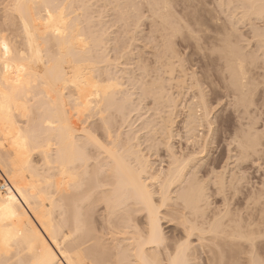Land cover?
Instances as JSON below:
<instances>
[{"label": "snow or ice", "instance_id": "snow-or-ice-1", "mask_svg": "<svg viewBox=\"0 0 264 264\" xmlns=\"http://www.w3.org/2000/svg\"><path fill=\"white\" fill-rule=\"evenodd\" d=\"M122 7L128 11L115 21L116 33L123 30L122 38L114 48L105 49L106 41L86 40L79 35L78 28L70 30L60 5L42 0H9L0 4L5 27L20 26L27 43V50L14 51L8 33L0 36L6 73L0 78V149L14 151L21 158L33 150L42 151L47 162L45 176L40 178L46 181L45 194L55 193L51 197L54 205L57 199L66 198L76 207L75 214L61 225L63 243L53 237L59 248L57 253L47 238L26 234L15 226L16 213L11 206L14 197L9 194V204L0 203V264H112L99 253L92 258L84 254L90 248L91 236L81 205L87 202L94 206L100 196L103 197L100 203L108 208L107 229L123 236L136 249V260L123 258L119 264H204L192 256L193 250L198 252L204 245L212 249L207 264H264V133L257 138L240 134L246 118L249 128L254 127V110L259 111V123L264 124V62L258 66L259 77L250 73L247 58L241 56L246 50L239 42L243 39L251 45L255 41L264 53V0L258 6H236L243 15L232 17V29L223 31L213 29L201 16L199 0L177 3L163 22V32L143 4ZM257 7L259 13L253 21L251 12ZM149 19L152 31L142 41ZM237 19L252 25L251 39L241 37ZM34 24L38 26L35 29ZM41 39L50 58L67 63L62 78L45 85L49 100L55 92L60 100L70 96L74 105L57 102L31 107L20 99V76L13 80L7 75L10 58L16 55L22 58V66L16 70L20 73L25 70V61L30 64L42 56ZM141 42L155 48L158 61L161 54L170 58L162 76L179 68L187 80L190 70L192 87L188 89L191 93L188 100L197 113V135L204 148L189 149L194 156L185 161L186 169L178 182L171 176L165 180L163 171L159 175L150 172L140 162L143 154L137 153L135 162L128 157L102 184L99 173L95 182L90 183L93 163L100 165L106 157L121 156L123 127L114 123L113 113L118 109L108 101L122 88V81L113 76L111 66L127 64L142 51L137 47ZM210 58L213 63L219 61V74L207 68L201 71ZM252 64L255 66L254 58ZM157 67L161 65L158 63ZM17 113L22 114L26 123H17ZM73 119L78 121L75 127ZM163 131L167 137L168 130ZM54 136L57 143L53 153ZM68 136L72 138L71 153L62 148ZM45 143L46 149L42 148ZM188 143L192 145L194 140L189 137ZM215 147H220L221 152L213 160ZM253 177L259 179L254 183ZM240 197L244 198V207L233 213L234 201ZM205 203L219 206V215L210 224L207 218L203 224L200 222ZM254 206H258L259 220L253 215Z\"/></svg>", "mask_w": 264, "mask_h": 264}, {"label": "bare ground", "instance_id": "bare-ground-1", "mask_svg": "<svg viewBox=\"0 0 264 264\" xmlns=\"http://www.w3.org/2000/svg\"><path fill=\"white\" fill-rule=\"evenodd\" d=\"M123 1H125V0H123ZM139 1H142V0H138L137 4H139ZM146 1H151V3H153V5L155 2V1L152 2L153 0H145L144 2L147 3ZM158 1H160L163 4H161ZM158 1H156L158 4L156 3L157 5H154L156 7L153 6L154 7L153 9L155 11V8L158 10V8L161 7V9L159 10V12L161 11V14L160 13L157 14L158 11H156L157 13H155V12H152V13H155L158 16L162 15V16H164V18H166V16L168 17L169 14H171L170 12H168L169 14L167 13L168 15H166V13H165V15H164V13H162V8L164 10V8H166V6H167L165 4H168L167 0H158ZM233 1H234V3L235 2L240 3L238 5L256 4L258 6L260 4V0H233ZM233 1L231 0V2H233ZM7 2H9V0H0V4L7 3ZM42 2H47V3L52 4V5H60L61 7H63L64 13H65V19L68 21V28L70 30L78 28L79 35H82L85 37L86 40H89V36H87V34H86L87 32L85 33V31H86V29H88L87 28L88 26L91 27V25H93L92 24L93 22L92 23L90 22V21H93L92 20L93 17L90 16L92 18L91 20L87 16L88 14H85V17H84L85 9H87L89 2H88L87 6H85L87 4V3H85V1H84V3L83 2L80 3L79 0H42ZM126 2H128V4H129V1H125V3ZM130 2H131L130 4H132V1H130ZM133 2L136 4L137 0L133 1ZM102 3H104V2H102ZM114 3H116V2L114 1ZM123 3L124 2H122V4ZM140 3H143V2H140ZM119 4L117 3L116 6L112 5V9L118 10L120 7ZM221 5H223V3ZM157 6H158V8H157ZM169 6L167 7L168 10H169ZM167 8L165 10H167ZM53 10L57 11L56 9H53ZM127 10L128 9L125 10V8L123 10L121 9L120 10L121 12H119V14H120L119 16L121 17L122 14H124ZM89 11H91V10H88L87 12L89 13ZM0 12L2 14L0 16V36H2L4 32L8 33L7 39L9 41V43L11 44L14 51L16 49L27 50L26 38L23 35L22 28L18 25L12 26L11 28H6L4 25L3 9H1ZM258 13H259V7H257L255 10H252L251 15L253 17L258 16ZM95 14H96V12H95ZM162 16L160 17L161 21L163 18ZM83 17L85 18V21H83V23L85 22L87 25L85 30H84L85 23L84 24L82 23ZM86 17H88V19ZM164 18H163V21H164ZM255 18H257V17H255ZM117 20H118V18H117ZM163 21H162V23H163ZM82 25H84V26H82ZM100 25H102V27L104 28L103 23ZM107 26L108 25H106L105 27H107ZM36 27H38V26L34 24L33 28L35 29ZM93 27H95V25ZM93 27H91V29ZM98 28L101 29V27H98ZM103 28H102V31L104 32L105 30ZM97 29H96V32L100 31L99 29L98 30ZM92 30L94 32V28ZM92 34H95V33H92ZM103 34L104 33L101 32L97 35H92L94 37H91L90 39L91 40H103L102 39ZM117 35H118V33L116 34V36ZM116 36L112 38L114 41L116 39H118V38H116ZM94 46H93V48H94L93 50H95ZM39 47H40V50L42 52V56L37 58V60L33 61L30 64H28L27 61H25L24 65H23V66H25V70L23 72L17 73V71H16L17 68L22 66L20 63L22 60L21 57L16 55V56L10 58V60H9V69L10 70L7 73V75L13 80H15L17 76H20V78L22 80V95H21L20 99L22 101H27L31 107H34L36 105H40L41 107H45V106L50 105V104L54 105L57 102L62 103L65 106L74 105L75 101L72 100L70 96L65 95L63 97V99L60 100L59 96L55 92H53L51 94V100H49V91L45 87V85L47 83L55 82L56 80L62 78V76L67 71V63L59 61V60L54 59V58H50L49 57V49L46 46V43L42 39L40 40ZM81 48H82V46H81ZM255 49L257 50L256 47H255ZM162 55L163 54H161V56ZM247 55H248V53H247ZM261 55H263V57H264V53H262ZM261 55H260V57H261ZM241 56H243V55L241 54ZM243 57H245V56H243ZM251 57L253 58V56H249L250 60L247 58L248 61H252ZM2 60H3V53H2V50H0V78H3L6 75V73L4 71V65H3ZM164 64H163L164 68L167 69L168 68V61H167V63L165 62ZM248 64L250 65V62ZM165 66H167V68ZM162 68H163V66H162ZM157 69H158V67H157ZM165 69H163V70H165ZM176 70L177 69L167 71V77H168L167 81H169V83H171V84L174 83V86H176V87H173V88L178 89V88H182V83L183 82L185 83V81H184L185 79H183V80L181 79L183 82L180 81V79L178 80V78L176 79V77L174 76V72H176ZM177 71L180 72V70H177ZM256 74L257 73H255V75ZM180 76L183 77L184 74H182V75L180 74ZM163 81L164 80L162 79V77L158 75L156 79L147 83L148 85L145 84L147 87L144 85V88L147 90H150L152 88L159 89V90L163 89V86H164ZM173 88L171 87V89H173ZM120 90L121 89L116 90L115 95L110 97V99L108 101L109 104L114 105L117 102V99H118L117 96L120 97V95H119ZM164 90H165V87H164ZM60 92L63 93V89H61ZM121 92H122V90H121ZM122 94H121V97L123 96ZM161 94H162V92H160V94L158 92V95H161ZM180 94H181V92L178 90L177 95L179 96ZM164 95L165 94L163 92V96ZM163 96H161V97H163ZM121 97H120L121 100L118 99L119 100L118 102L121 104L122 103L125 104V102L128 100V98L125 101L124 96L122 98ZM157 99L159 100L158 97H157ZM168 99H169L170 104L174 103L173 106H176L175 105L176 101L174 100L175 98L172 99L170 97ZM122 100H124L125 102L124 101L122 102ZM164 100H165V96H164V99L162 98V101H164ZM166 101H167V99H166ZM166 101H164V102H166ZM166 103H168V101ZM123 106L124 105H122V107ZM119 107H121V106L117 105V109H120ZM14 109H15V106H14ZM124 110H125V108H123V111ZM122 112L119 111V113L123 114ZM16 121L18 124L26 123V121H24L22 119L21 113L16 114ZM168 121L171 122V119L168 118ZM77 123H78V121H76L75 119L72 120V124L74 127L77 125ZM93 127H95V125H93ZM166 128H167V126L165 127V129ZM183 128L186 130L189 137L196 138V140L197 139L199 140V137L197 135H195V133L196 134L198 133V131L196 132V130H195V129H198L197 113L193 110L192 106H187V108H186V116H185V119L183 121ZM168 130L170 133V127ZM249 130H250V128H249ZM246 132L244 133L246 135H244V136L242 135V137L247 138L248 136H251V134L248 131H246ZM251 133H252V138H253L254 133L253 132H251ZM256 137L257 136H255L254 138H256ZM128 138H130V137L127 136V138L125 140V144H124L125 145L124 147H126V148L123 150H125V151H124V153L120 152V154H121L120 157H118V158L106 157L100 165H96L95 163H93L92 175L89 178L90 183L95 182L98 173H99V177L101 175L103 176V178H101L102 179L101 184L103 183V181L108 180L109 174H114L116 172V170L120 167L121 163L126 161L128 159V157H131L133 162H135L136 154H137L138 150L137 151H134V149L131 150V148H134L136 146H134V147L132 146L131 148H129V147H130V145H132V143H131L132 141L130 139L134 140L136 137L135 138L131 137L130 139H128ZM167 138H168V136H167ZM128 140H130L129 141V147H128L129 150H127L128 149L127 148ZM196 140H195V142H196ZM163 142L164 143L166 142L167 146H169L167 140H164ZM163 142H162V144H164ZM56 143H57V141H56V138L54 136L53 137V148L51 149V151L53 153L56 151V147H55ZM119 145H120V143H119ZM164 146H165V148H167L165 144H164ZM47 147H48L47 143L42 145V148H44V149H46ZM62 148L67 153H71V150H72V138H71V136H68L65 138V140L62 144ZM171 149L170 148L166 149L167 153H170ZM121 150H122V146H121ZM139 151L140 152H138V153L142 152L141 150H139ZM171 153H174V152L172 151ZM171 153L169 156V158H171V161L169 162L167 168L164 169L165 171H163V169L160 170L158 168L159 171L155 170L156 171L155 173L159 175L163 171V178L165 180H168L169 176H171L173 181L178 182L179 179L181 178L182 174H183V171L186 169L185 161H187L189 154H187L188 156L185 154L186 157L181 155V158H177V157H175V153L174 154H171ZM181 154H183V153L181 152ZM178 156H180V155H178ZM190 156H194V155H190ZM34 157H36V158H34ZM146 158L147 157H144L142 155L140 162L144 166H146L148 168V170L150 171L151 170L150 169V163L151 162H149L150 160L148 161V158L147 159ZM213 160H215V159H213ZM46 163L47 162L44 158L42 151L33 150L30 154L25 153L23 158H21V157H18L14 151H5L3 149H0V203H3L4 205H8L9 201H8L7 197L9 194H11L14 197L13 201L11 202V206H12V209L14 210V212L16 213V220L14 221L15 226L18 229L23 230L26 234H31L33 236L38 235L41 239L47 238V242L49 243V246L51 248H53L58 253L59 248H57L56 244L53 242V237L55 236V237L59 238L61 240V243H63V238L61 236V225L66 224V221L75 214L76 207H75V203L73 201H70L66 198L63 200L57 199V201L54 205L51 197L54 196L55 193L53 192L51 194H45L48 191L47 187H46V181L42 182L40 178L45 176V173L47 170L46 169ZM151 165H152V163H151ZM100 168H103L104 171L100 172ZM152 170H154V168ZM42 183L44 184V187H41ZM185 183H187V181H185ZM174 186L175 185H173V187ZM155 190L157 192L159 191V184H157V188H155ZM258 195H259V191L257 192V195H256L257 198L259 197ZM98 198H99V200L103 199L102 196H101V198L97 197V201H98ZM97 201H96V204L100 203V201L99 202H97ZM101 206H102V204H101ZM242 206H243V204H242ZM242 206L240 205L238 200H236V201H234V207L231 209V211L233 213H235L236 211H238L244 207V206L243 207ZM218 207L219 206H217V205L208 206L205 203V205H203V207H202V211H201V215H200V222L203 224L205 222V218H207V221L209 224L213 220H215L217 215H219ZM81 208L83 211V215L85 217L88 214V212L90 213V211L93 210L94 206L89 205L87 202H84L81 205ZM103 208H104V214L101 215V213H100V215H99L100 216L99 218H101V222H99V224L96 226V228L94 227L97 231V232H95L96 234H93L94 228L92 227V225H90L91 223L87 222L91 226L90 228L91 229L93 228V231L90 234V229H89L88 235L91 236L90 248L86 249L84 254L86 256H88L89 258H92L94 253H99L102 258H107V259L111 260L112 264H119V260L123 259V258L136 260L137 259V256L135 255L136 249L133 248L132 245H130L129 243H126L123 236L114 235L110 229H107V213H108L107 205L103 204ZM88 210H90V211H88ZM136 219L139 220V217H137ZM257 219L259 220V215H258V218L256 216V220ZM180 234L183 235L182 230H181ZM106 235L108 237L110 236V238H111V239L109 238V240H111V242H109V240H108V242H106L108 245L107 244L105 245V241H107V240H105L104 237ZM205 249H208V251H206ZM149 255H151V253H149ZM211 255H212V249H211L210 245L200 246L198 252L195 250H193V252H192L193 258L201 259L204 262V264H207ZM59 258L62 259V257H59Z\"/></svg>", "mask_w": 264, "mask_h": 264}, {"label": "rangeland", "instance_id": "rangeland-1", "mask_svg": "<svg viewBox=\"0 0 264 264\" xmlns=\"http://www.w3.org/2000/svg\"><path fill=\"white\" fill-rule=\"evenodd\" d=\"M84 1H85V3H87L85 6H87L88 2H89V5H88L89 7L87 6V9H85L84 17H85V14H88L87 16L91 20L92 18L90 16H92L93 21L89 20L91 23L93 22L92 23L93 25H91V27H93L94 25L96 27V28L93 27L94 28V32H93V30H92L93 28L91 29V27H89V26L87 27L88 29H86L87 25L85 22H84L85 26L82 25L85 27V28L83 27L84 30L86 29L85 33L87 32L86 34H87V36H89V40H91L90 39L91 37H94L92 35H97V34L102 32V33H104L102 36L103 37L102 41L107 42V44H105L106 46L104 45V48L105 49H107L109 47L114 48L116 41L118 39H121L122 35H123V30L121 29V31L116 36L117 33H116L115 21H117V18L118 19L120 18L119 12H121L120 11L121 9L122 10L124 9V7L122 8V6L128 4V2H126L127 3L126 4L125 1H129V4L131 3L130 1H132V4H133L134 3L133 1H136V0H125V1H123V0H84ZM84 1L79 0L80 3H82V2L84 3ZM114 1L116 3H114ZM144 1L143 0L139 1V4L140 5L143 4L145 6L146 12L151 14V16H153L155 18L157 24L160 25L159 31L163 32L164 27H163L162 21H163L164 16H162V15L158 16L157 15L159 13L161 14V11L159 12L161 7L158 8V6H157L158 10L155 8V11L153 9L154 7H156L154 5L158 4L156 2L158 0L152 1V2L155 1L154 5H153V3H151V1H146L147 3H145ZM102 2H104V3H102ZM122 2H124L125 4L124 3L122 4ZM140 2H143V3H140ZM158 2H160V1H158ZM182 2H183V0H167L168 4H165V5H167L166 8L170 5L169 10H168V8H167L168 11L165 10L166 8H164V10L162 8V13H164V15H165V13H166V15H168L169 14L168 12H170V13L174 12V10H175L174 6L177 5V3H182ZM230 2H231V0H229V1L228 0H222V1L221 0H199V3H200L199 13L211 25V27L213 29H218L220 31H223L225 28H227V29L231 30L232 29V17H240L243 14L236 7L240 3H238V2L234 3V1L231 3ZM117 3L118 4L120 3L119 4L120 10L119 9L118 10L112 9V5L116 6ZM137 3H138V0H137L136 4ZM148 3L154 7H151L149 9L147 7V5H149ZM222 3H223V5H221ZM139 4H137V5H139ZM161 4H163V3H161ZM229 5H232V7H229ZM1 9L2 8H0V10ZM86 10L87 11L91 10V11H89V13H88ZM125 10H126V8H125ZM156 11H158V13ZM95 12H96V14H95ZM152 12H155L157 14L152 13ZM1 15L2 14L0 12V16ZM161 16L163 17L162 21L160 19ZM88 17H86V18L88 19ZM255 17H257V16H254V17L252 16L253 21L256 20ZM83 18H82V23H83V21H85V18L84 19ZM164 20H165V18H164ZM237 21H236L237 24L240 25V27L238 28V32L240 33L241 37L247 36L248 39H251V27H252V25L247 24V23H242L239 19H237ZM102 23H103L104 28L102 27V25H100ZM146 23H147V27L143 29V33L141 36L142 41L148 39V35L152 31V19H149ZM96 25L98 27H101V29L98 28ZM106 25H108V26L105 27ZM257 27H259L258 24H257ZM97 28L100 31L96 32ZM102 28L105 30L104 32L102 31ZM92 33H95V34H92ZM114 33H116V34H114ZM115 36L118 39L115 38L116 40L114 41L112 38ZM239 42L243 45L244 49L246 50L245 52H243L241 54L248 59H249V56H253V58L257 62V63L255 62V66H254L252 64V61H248V63L250 62V65L248 64L247 70L248 71L251 70L250 73H253V74L257 73L256 75L258 77L260 75V73L258 71V66L262 62H264V59H263L264 57H263V55H261L262 52H261L259 45L256 44L255 41H253L252 44L249 45L243 39H241ZM181 43H183V41H181ZM137 47L139 49H142V51L137 52L133 58H130V60L127 64H121L120 66L113 64L111 66L112 73L114 74L113 76L114 77L118 76V78H120V80L122 81V88H120L122 90V92L120 90V94L119 93L118 94L121 97V94L123 93L122 95L124 96L125 101L128 98V100L126 101L127 103L124 100H122V102L124 101L125 104H123V103L121 104L118 102L121 99L119 96H117L119 100L117 99V102L114 104L116 107H117V105L121 106V107H119L121 110L118 109L120 112H122L123 108H125V110L122 112L123 114L119 113V111L113 113L114 123L123 127V139L119 142L120 143L119 148H120V150H121V146H122V150L126 148V147H124L125 146L124 144H125V140H126L127 136H129L130 138L136 137L134 140L128 138L132 141L131 142L132 145H130V147H129V141L130 140H128L127 148L128 147L131 148L132 146L133 147L136 146L134 148H131V150H133V149H134V151L138 150V152H140L139 150L142 151L141 153H143V156L147 157L148 161L150 160L149 162H151L153 165L152 166L150 163V169H151L150 172H156V171H159V169L160 170L163 169V171H165L164 169L167 168L169 162L171 161V158H169V156H170V153L172 151L175 153V157L181 158V155H183L185 157L187 154H189V156L194 155V151H197L199 149L204 148V145L200 144L199 140L198 139L196 140V138H192L193 140L195 139L196 142L194 140V143L192 145H190L188 143L189 135L187 134L186 130L183 128V121H184L185 116H186V108H187V106L192 105V101L188 100V97L191 95V93L188 89H190L192 87V76H191V73L189 70L188 79H187V81L184 80L185 81V83H184L182 81L184 79L183 78L184 76L183 77L180 76V74L182 75L184 73L180 69L177 68V70H180V72L176 70V72H174V76L176 77V79L177 78H178V80L180 79V81H182L183 83H182V88H178V89L173 88L176 86H174V83L171 84V83H169V81H167L168 80L167 74L162 76V72L164 71L163 69H165L164 63L165 62L167 63L169 58L168 59L163 58L164 56L162 55L161 56L162 58L158 61L155 48L154 47H148L143 42L139 43L137 45ZM255 47L257 48V50L255 49ZM248 49H251V50L248 51ZM247 53H248V55H247ZM259 54L261 55V57ZM253 58H252V60H253ZM158 63L160 65L163 63L164 65L162 64L161 67H158V69H157ZM133 64H135L136 66H133ZM141 65H143V67ZM162 66H163V68H162ZM117 67L119 68L118 72H117ZM165 67L167 68V66H165ZM205 68H207L209 71H215L217 74H219V68H220L219 61L217 60L213 63L211 61V58H210L209 62L201 67V71L203 72ZM158 75L161 76L162 79L164 80L163 81L164 82L163 83L164 84L163 89H160L161 91L159 89H154V88H152L150 90L145 89L144 85L145 84L148 85L147 83L156 79ZM222 79H223V77H221V80ZM164 87H165L166 91H164ZM171 87L173 89H171ZM162 90L165 94L164 95L165 96L164 101H166V99H167L168 103H166L167 101L166 102L162 101V98L164 99V96L161 97V95H158V92L160 94V92H162ZM178 90L181 92V94L179 96L177 95ZM157 97L159 98V100L157 99ZM170 97L172 99L175 98L174 100L176 101V104H175L176 106H173V104H174L173 102H172L173 104L169 103L168 98H170ZM122 105H124V106L122 107ZM254 112H255V117L252 120L254 127L250 128V130H249V120L246 118L244 120L243 126L240 127L241 136L246 135V134H244L246 131H248L251 134V137H252L251 132L254 133V135H253L254 137L255 136L259 137L261 133H264V124L259 123V111L254 110ZM168 118L171 119V122L168 121ZM224 118L225 117L222 115L220 119L223 120ZM164 126L165 127L167 126V128H166L167 130L170 127V133L168 130V134H167L168 138L165 137V133L163 131V129H165ZM119 130H120L119 127H117V131H119ZM195 130H196V132L198 131V129H195ZM232 131H233V133H235L236 128L234 127L232 129ZM101 134H103V133L101 132ZM195 135H197V134L195 133ZM207 136H208V133L205 132V139H207ZM164 140H167L168 145H172V147H171L172 149H171L170 153H167L166 149H169V146H167L166 142L165 143L163 142ZM161 142H163L167 148H165L164 144H163V146H160ZM220 143H221V145H223V131L221 132ZM197 146H199V148ZM129 148L127 150H129ZM189 149H193L194 151H189ZM122 150L120 152L124 153L125 150H123V151ZM181 152L183 154H181ZM220 152H221L220 147H215L211 159H217ZM174 153H171V154H174ZM178 155H180V156H178ZM224 155H225V157L227 156L226 148L224 151ZM34 158H36V157H34ZM153 168H154V170H152ZM101 178H103L102 175L99 177L100 181H102ZM257 179H259V178L253 177V182L255 183V181ZM155 188H157V185ZM258 191H259V189H257V192ZM100 198H101V196H100ZM258 198L256 196V199H258ZM237 200L241 206H242V204L244 206V198L243 197H240ZM99 201H101V199L99 200V198H98L97 202H99ZM97 204L94 205V208L92 211L88 210V211H90V213L88 212V214H87L88 216L87 215H86L87 217L85 216V219L87 220V222L91 223L90 225H92L93 228L94 227L96 228V226L99 224V222H101V218H99L100 213H101V215L104 214L103 204H102V206H101V203H97ZM213 206H215V205H213ZM253 209H254L253 215L256 219V216L258 218L257 206L256 207L254 206ZM88 225H89V223H88ZM90 225H89V229H90V234H91V232L93 231V228L91 229ZM95 228H94L93 234H96L95 232H97ZM105 237H104V239L107 240V241L104 240L105 245H106L107 244L106 242H108L110 236L108 237L106 235ZM109 242H111V240H109Z\"/></svg>", "mask_w": 264, "mask_h": 264}]
</instances>
